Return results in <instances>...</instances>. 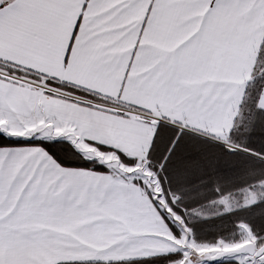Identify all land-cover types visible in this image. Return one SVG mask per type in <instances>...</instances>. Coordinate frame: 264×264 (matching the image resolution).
Listing matches in <instances>:
<instances>
[{
  "label": "snow or ice",
  "instance_id": "snow-or-ice-1",
  "mask_svg": "<svg viewBox=\"0 0 264 264\" xmlns=\"http://www.w3.org/2000/svg\"><path fill=\"white\" fill-rule=\"evenodd\" d=\"M246 8L249 14L241 15L238 24L246 22L252 13L264 15V0H0V51L31 62L0 55V119L6 121L0 125V264H42L29 253L56 235L51 225L68 227L87 240L92 239L88 230L104 222L106 214H111L113 219L107 223L116 229L109 237L111 242L93 240L104 246L89 249L91 254L84 258L55 259L50 264H264V203L247 208L245 215L252 217V223L241 219L230 239L221 235L212 241L200 240L196 233L201 225L189 223L179 211L176 204L180 196L165 187L163 175L171 167V174L183 179L194 167L191 156L178 153L184 139L178 134L187 129L215 137L229 150L253 153L264 162V151L233 140L241 102L226 132H222L214 123L212 110L227 88L221 90L211 79L191 82L214 74L207 65L198 72L191 68L192 58L212 45L213 26L227 15L235 18ZM34 64L56 71H44ZM58 71L87 83L62 78ZM25 84H31L29 91L37 93L30 106L18 104L14 98ZM109 87L115 91L114 97L105 91ZM244 87L254 93L249 98L254 100L255 111L244 118L241 131L252 135L259 124L264 133V40L256 49ZM49 96L93 111L77 114L74 109L73 118L68 119L66 111L54 109L44 99ZM127 96L147 103L123 99ZM95 112L123 117L118 121L123 127L129 126L124 121L142 126L147 139L143 159L86 135L94 130L84 127L80 116L91 119ZM133 116L139 119L133 121ZM39 120L53 124L30 128L26 134L12 131ZM66 124L74 125L75 130L55 134V129ZM78 139L99 150L115 152L128 167L139 160L153 176L122 172L110 162L89 156L76 147ZM230 142L236 146H229ZM246 171L256 183L240 189V198L221 195L219 203L224 211L264 202V169L258 173L248 167ZM153 179L160 185L159 192H154L155 184L149 186ZM128 184L144 190L176 241L186 235L187 242L175 243L154 231L133 232L153 226L136 222L137 205L129 198L132 189L126 187ZM184 190L189 188L184 186ZM161 196L184 218V225L160 204ZM87 217L97 219L74 226ZM242 224L255 237L253 246L219 254L197 251L209 243L223 246L250 238ZM185 225L190 228L187 233ZM153 241H163V245L140 247Z\"/></svg>",
  "mask_w": 264,
  "mask_h": 264
},
{
  "label": "crops",
  "instance_id": "crops-1",
  "mask_svg": "<svg viewBox=\"0 0 264 264\" xmlns=\"http://www.w3.org/2000/svg\"><path fill=\"white\" fill-rule=\"evenodd\" d=\"M248 14L249 9L246 8L242 12H238L235 18L227 15L223 19L218 20L213 26L210 36L213 41L212 45L205 48L200 55L192 58L191 68L193 72H198L207 65L214 73L211 77L194 78L191 81L192 83H202L204 79H211L220 84L221 90L225 87L227 88L220 103L214 106L212 110L214 112V123L217 129L222 132H226L227 126L231 123V115L234 114L240 102V108L242 106V99H244L246 90L244 85L250 78L256 49L260 45L261 40H264V15L252 13L246 22L239 24L236 22L241 15ZM0 55H7L8 58L20 60L22 63H31L30 61L21 60L20 56L12 55L10 52L0 51ZM48 63L51 62L48 61ZM33 66L41 68L44 71H56V68L45 67L44 64H34ZM57 75L70 80H79L78 76H66L62 71H58ZM79 82L87 83L84 80H79ZM2 84L3 82L0 81V85ZM31 88V84H25L23 89L18 90L14 96L18 104L31 105L33 98L37 95L36 92L29 91ZM54 91L57 90L54 89ZM105 91L111 92L113 97L115 96V91L111 87L106 88ZM65 95L69 94L65 93ZM44 99L50 101L54 109H58L61 112L66 111L68 119L73 118L74 109L78 110L77 114L93 111L79 104L56 97L49 96L44 97ZM77 99L80 98L78 97ZM123 99L136 103H147L146 100L137 99L136 96H127L123 97ZM36 102L39 103L40 101L37 100ZM240 116L237 117L233 129V140L243 144V137L245 135L241 131L242 126L239 125L242 120ZM80 119L84 127L94 130V132L85 133L86 135H92L94 139L102 143L115 144L129 155H135L143 159V155L147 150V139L143 135L142 126L134 125L132 121H124V124L129 126L123 127L118 121H123L124 118L111 115L109 112H95L94 118L91 119L86 115H82ZM136 119L139 118L133 116L132 120ZM5 122V120L0 119V125ZM52 124L53 122L50 120L46 122L39 120L35 125H26L23 129H12V131L15 134H26L30 128L37 126L51 127ZM74 130V125L66 124L64 127L57 128L54 131L55 134L60 135L66 132H73ZM178 135H183L184 137L178 153L182 157L191 156L194 164L192 170L186 177L181 179V182L188 186L194 184L209 185L206 194L207 196H213L211 200L217 204L221 195L230 194L234 198H240V189L256 183V178L247 173L246 169L248 167H254L258 173L264 169V162L258 158H254L253 153L242 150H229L223 141L215 137L208 136L202 132L198 133L192 129L184 130ZM76 136L79 138L80 134L76 133ZM148 138L150 139V133ZM243 145L250 147L247 139ZM229 146H236V144L235 142H230ZM76 147H82L88 152L98 151V155L101 157H103L105 152L99 150L93 144L85 143L83 139H78ZM251 148L253 147L251 146ZM253 149L259 151L255 148ZM169 170L171 172V167ZM79 171L83 172L84 170L81 169ZM126 187L132 189L128 195L137 205L135 209L136 222L138 224H150L153 226L151 229L136 228L132 229V231L136 233L154 231L157 235L171 240V233L167 230V226L161 219L159 212L152 206L151 200L148 199L144 190L139 186L131 184L126 185ZM191 192L200 193L199 189L197 191H187L188 194ZM203 194L205 195V193ZM219 205L222 206V204ZM93 219H97V217H87L85 221H77L74 226L78 227L80 224L90 222ZM110 219H113L111 214H106L104 222L89 229L88 235L92 239L87 240L70 232L68 227H62L59 224L51 225L50 230L56 233V235L42 241L41 246L36 251L29 253V255L34 259L41 260L42 264H50L55 259L84 258L91 254L89 249H97L104 246L93 243V240H109L111 234L116 231L113 226L107 223ZM160 228H163L164 231H157ZM66 236H71L72 239H66ZM109 242L111 241L109 240ZM81 245L84 247H81ZM162 245L163 241H153L147 245H140V247L156 248Z\"/></svg>",
  "mask_w": 264,
  "mask_h": 264
},
{
  "label": "trees",
  "instance_id": "trees-1",
  "mask_svg": "<svg viewBox=\"0 0 264 264\" xmlns=\"http://www.w3.org/2000/svg\"><path fill=\"white\" fill-rule=\"evenodd\" d=\"M252 95H254V93L251 91V89L245 91L241 106L242 118L247 117L250 112L255 111L254 100L249 98ZM239 125H241L243 129V121L242 124ZM257 126L259 127V124ZM247 140L250 147L252 146L259 151H264L262 147H258L255 143L252 142V140L255 141L254 134L249 135ZM164 175H166L167 177L165 181V187L170 188L180 196V199L177 201L176 207L182 214L185 213V216L186 218H188L189 223H197L201 225L200 230L196 233L197 239L200 240H215L218 236L221 235H225L226 238L230 239V234L237 229V223L241 219L245 220L246 222L252 223V217L245 215L247 208L254 207L256 203H264L261 201H257L253 205L244 206L243 208H233L230 211H224V209L220 210V208L217 210L216 207L220 205L211 200L213 196H207L206 194V190L209 185H185V183L183 184L181 182V179H178L177 177L172 175L170 170L168 172H165ZM184 186H187L190 191H197V189H199V191L201 192L199 194L194 193V195H190L193 193L191 192L190 194H188L187 191L184 190ZM203 193H205V195ZM214 207L217 211H214ZM193 208H197L200 214L192 213ZM189 213H191V215H189ZM221 261H223V259H221Z\"/></svg>",
  "mask_w": 264,
  "mask_h": 264
},
{
  "label": "rangeland",
  "instance_id": "rangeland-1",
  "mask_svg": "<svg viewBox=\"0 0 264 264\" xmlns=\"http://www.w3.org/2000/svg\"><path fill=\"white\" fill-rule=\"evenodd\" d=\"M241 119H242L241 120V124H242V121L244 120V118L241 117ZM248 136L249 135L243 137L244 138L243 139V144H244L245 140L248 138ZM254 136H255V141L252 140V142L255 143L258 147H262L264 149V133L261 132L260 127L257 126V129H256V131L254 133ZM77 148H79L83 153H85V154H87L89 156H95V157L99 158L100 160H103L105 162H110L113 167L118 168L122 172H133V171H136V172H143V174H144L145 177H151V176H153V173L151 172V170H149L147 168H143L142 164L139 161L137 162L136 165H134L132 167H128L125 164H122L120 162V160H119V157L116 155L115 152H104L103 151L104 152V155H103V157H101V156L98 155V151L88 152V151L84 150L82 147H77ZM99 154H102V153H99ZM165 177H166V175H165ZM166 179H167V177H166ZM145 182L148 183L147 180ZM152 184H155L154 192H159L160 191V185H159L158 181H156L155 179H153L151 181V184L149 186H151ZM199 192H201V191H199ZM160 204L164 208H167L168 209V211L171 213V215L173 217H175V219L179 222V224H181V225H184L185 224L184 218H182L180 215H178L176 212H174L169 207L168 203L166 202V200H165V198L163 196L160 197ZM218 204H220V203H218ZM219 208H220V210H223V205L221 207L220 206H217L216 207L217 210ZM216 209L214 207V211H217ZM192 213H194V214L195 213H199L200 214V212L197 210V208L196 209L193 208L192 209ZM187 220H188V218H187ZM237 226H238V223H237ZM177 227H179V226H177ZM241 227H242V229L245 232L248 233V236L250 238H248V239H242V240H239L238 242H235V243L223 244V246H221L220 244H211V243H209V244H205L204 246L198 247L197 248V251L200 252V253H202V254H204L205 252H208L210 254H215L218 251H221V250L226 249V248H229V247L238 246V245H240V244H242L244 242H247V241H254L255 242V237L252 236L250 232H248L247 225L246 224H242ZM189 231H190V228L187 225H185L184 226V232L187 233ZM170 237H171V240H174L175 241V243H180V244H183L184 242H187V239H188L186 235L182 236L181 240H179V241H176L175 238L172 236V234H170ZM204 240H206V241H212L211 239H204ZM189 246L190 247H195V244L189 243Z\"/></svg>",
  "mask_w": 264,
  "mask_h": 264
},
{
  "label": "water",
  "instance_id": "water-1",
  "mask_svg": "<svg viewBox=\"0 0 264 264\" xmlns=\"http://www.w3.org/2000/svg\"><path fill=\"white\" fill-rule=\"evenodd\" d=\"M255 244L254 241H247V242H244L238 246H234V247H229V248H226V249H223L221 251H218L217 253L215 254H219V253H222V252H229V251H235V250H239L241 248H244V247H250V246H253ZM204 254H210L208 252H205ZM222 259V258H221Z\"/></svg>",
  "mask_w": 264,
  "mask_h": 264
}]
</instances>
